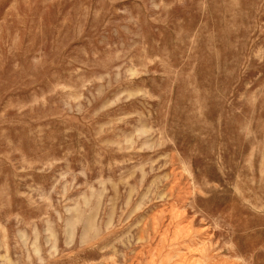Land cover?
Returning a JSON list of instances; mask_svg holds the SVG:
<instances>
[{
  "label": "rangeland",
  "instance_id": "374dc122",
  "mask_svg": "<svg viewBox=\"0 0 264 264\" xmlns=\"http://www.w3.org/2000/svg\"><path fill=\"white\" fill-rule=\"evenodd\" d=\"M0 264H264V0H0Z\"/></svg>",
  "mask_w": 264,
  "mask_h": 264
}]
</instances>
